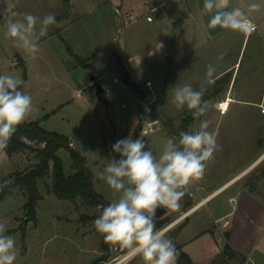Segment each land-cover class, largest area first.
Wrapping results in <instances>:
<instances>
[{
  "label": "rangeland",
  "instance_id": "rangeland-1",
  "mask_svg": "<svg viewBox=\"0 0 264 264\" xmlns=\"http://www.w3.org/2000/svg\"><path fill=\"white\" fill-rule=\"evenodd\" d=\"M86 3H92V7L94 5L100 7L83 16L81 14L86 10ZM114 4L113 8L107 0H74L76 12L79 14L76 23L72 28L58 33L55 32V25L50 26L47 36L40 40V51L35 58L22 49L14 47L12 42L5 37L6 27L3 18L0 17V74H11L24 80L23 91L33 100V111L24 122L41 120L40 125L47 132L67 137L70 141V148L84 158L85 167L91 172L93 190L109 203L117 198L116 194L99 178V174L109 160L116 159L110 142L113 139L118 141L132 137L139 125L142 128L155 118L146 117L140 111L139 100L147 92L144 86L146 81L152 83L156 97L155 115L160 126L155 132L146 136L140 132L137 138L142 137L147 147L157 157L167 139L175 138L178 141L181 132L195 131L202 120L210 121L209 130H215L218 133L219 147L214 153V158L222 154L226 157H223L220 163L218 161L214 163V170H211L214 158L207 162L203 178L188 187L187 194L191 201V209L200 200L195 189L202 185H212V182L221 184L227 180L231 170L258 154L261 149L259 143L262 139L259 138L258 141L253 140V143L245 144L244 129L238 137H231L230 128H243V115L232 111L222 116L220 111L213 108V104L217 105L221 102L217 97L207 100L209 109L199 119H194L186 108L177 109L171 102V89L175 85L192 83L194 87H198L197 78L202 79L205 76L207 69L201 66L200 62L205 59L207 61L208 55L206 54L210 52L207 46L211 44L206 40L207 35H203V38L201 34L193 35L195 42L192 45L189 44L190 48L196 42L205 44L193 50L185 48L186 55H183L181 64L171 75V70L168 71L164 58L161 59L157 55L148 56L150 50L156 51L157 35L137 32L138 21H129L119 5ZM115 9L120 11V16L115 14ZM0 13H6L8 16L15 14L13 18L20 20L25 13L43 18L45 14L58 15L62 11L55 12V0H0ZM107 21L112 23L110 29H106V26L102 24H106ZM121 35L125 38V49L117 48L118 43L112 42L113 36L120 38ZM185 44L188 46L187 42ZM176 46H173L175 50ZM236 47H238L237 44ZM242 57L239 62V65L242 63V67L237 87L248 72L247 55L243 61ZM127 58H132L133 63L129 65ZM137 59L141 63V72L138 75L141 80L135 82L139 94H134L126 84L125 78L126 76L134 77V74L139 73ZM78 60L93 66L94 70L80 66ZM91 78L101 84L105 92L104 96L100 97L97 94ZM114 79L118 83H114ZM217 83L208 86L206 94L210 95L215 92ZM186 119L189 120V124L183 129V122ZM230 141L232 144L239 143V145L233 144L232 146ZM241 143L243 145H240ZM219 151L223 152L218 154ZM57 157L63 164L65 174H71L73 161L70 151L61 148L57 152ZM33 162L34 155L29 152L9 157L4 150L0 151V177H8L14 172L24 171ZM51 184L52 174L49 173L45 181L39 185V191L44 197L37 209V218L42 221L39 233L42 237L52 238L50 247L57 246L71 250L75 248L74 246H87L91 243L94 252L100 250L102 235L96 231L93 222L84 221V216L97 215L99 209L85 206L80 200L69 202L57 199L49 191L48 186ZM227 195L228 193L215 199L210 207H217L218 212L230 210L232 204L227 203ZM25 202L26 199L22 194L7 196L5 200L0 201V223H4L7 229H11L15 226L17 219H24ZM180 203H183L182 210H184V197ZM180 211L181 208L178 211L169 210L166 213L164 217L169 222L163 229L173 222L175 213ZM53 220H55L54 223ZM220 225L221 222H219ZM212 226L213 219L208 208H203L189 219L188 226L184 228L179 240L186 242L199 234V239L190 246V249L195 255H203L213 246H217L216 244L219 247L223 244L224 233L222 231L214 229L213 235L206 232ZM29 229L33 234L36 233L34 227L31 226ZM179 229L180 226L172 228L166 231V235L170 238L171 235L177 234ZM14 239L16 244L19 243L16 238ZM110 250L112 258L127 257L125 250L113 246H110ZM110 260L112 259L110 258L109 262ZM127 262L143 264L139 257L128 258L124 264Z\"/></svg>",
  "mask_w": 264,
  "mask_h": 264
},
{
  "label": "crops",
  "instance_id": "crops-1",
  "mask_svg": "<svg viewBox=\"0 0 264 264\" xmlns=\"http://www.w3.org/2000/svg\"><path fill=\"white\" fill-rule=\"evenodd\" d=\"M64 1L68 3L67 7L64 5ZM107 1L110 2L113 8L115 7L114 3L118 4L127 18H136L138 23L137 30H135L137 32L145 33L146 35H157L155 40L156 51L150 50L148 56L154 57L157 55L161 59L164 58L168 71L171 70V75L174 74L177 66L181 64L183 55H186L184 52L185 48L193 50L205 44L204 42L200 44L196 42L190 48L189 44L192 45L195 42L193 35L201 34L202 38L203 35H207L206 40L211 44L207 46L210 52L206 54L208 55L206 57L208 58L207 61L206 59L205 61L202 60L200 64L206 69L210 63L217 68L215 82L218 83L215 92L211 93V95L220 99L219 101L221 102L226 99L231 101L225 113H221L222 116L228 115L232 111L243 115V128H230L229 134L231 137L236 138L244 129V143H253V140L258 141L260 138L262 139L259 143L261 149L254 158L231 170L227 180L221 184L212 182V185H202L195 189L200 200L191 209L188 208L189 210L185 209V206L184 210H182V203L181 211L175 213L173 222L167 227L166 231L180 226L179 232L174 234V236L171 235L170 238L189 257L192 264H264V113H261V108H264V8L253 14L252 18L256 24V31L251 36H246L219 27L209 29L207 27L209 16L204 15L202 12L203 0ZM247 2L249 0H230V7L241 6ZM259 2L264 3V0H259ZM91 4L86 3V10L83 13L81 12V15L86 16L100 7L96 5L92 7ZM57 10L62 11V13L55 15L57 22L60 24L59 27L55 26V32H64L65 29L72 28L76 23V18L79 16L75 9L74 0H55V12ZM152 10L155 18L153 22L148 23L145 17L152 15ZM102 24L104 27L106 26V29H110L112 26L111 21ZM115 37L113 36L112 42ZM197 39L196 41H198ZM185 42L188 43V46ZM172 44L174 47L177 45L176 50ZM236 44L238 47L235 48ZM117 48L125 49V38L122 35L119 38ZM112 50L115 51L114 48ZM246 55L248 72L237 87L242 67V63L239 65V62L241 57L243 61ZM167 58H170V60L168 61ZM126 60L129 65L134 61L132 58H127ZM136 63L139 65V73L134 74V77L126 76L131 83L141 80L138 76L141 72V63L138 59ZM115 80L114 83H118ZM218 104H213V108L218 110ZM231 142L232 146L239 145V143H233V145ZM240 145L243 144L241 143ZM222 152L219 151L217 153L220 154ZM223 157H226V155L222 154V156L219 155L214 158L211 170H214V163L217 161L220 163ZM29 167L30 164L26 169ZM226 193H228L227 203L232 204L230 210H220L218 212L217 207H210V204L215 199ZM17 194H22L26 199L25 195L18 190L13 191L9 196H16ZM199 204L201 206L193 211L192 209ZM203 208H208L209 214L213 219L212 228L207 229L206 232L213 235L214 229H217L215 221L222 219L226 220L229 226L222 231L224 233L222 246L219 247L216 244L217 246H213L205 254L195 255L190 246L199 239L200 235L197 234L186 242H180L179 239L184 228L188 226L189 219ZM186 213L188 214L181 218ZM41 222L36 214L35 221L25 218L17 219L15 226L8 229L6 234L13 236L19 241L16 244L18 255L14 264H107L114 263L115 259H119L116 256L112 258L110 246L108 253L103 252L101 247L100 250L94 252L91 243L87 246H74L75 248L71 250L57 246L50 247L49 244L52 238L42 237L39 233ZM54 222L55 220H53ZM31 226L34 227L36 233L33 234L32 230L29 229ZM225 247H228L229 250L227 255L223 256ZM102 257L106 258L101 260ZM110 258L112 260L109 262ZM125 261L121 264H124ZM129 262L126 264H130Z\"/></svg>",
  "mask_w": 264,
  "mask_h": 264
},
{
  "label": "clouds",
  "instance_id": "clouds-1",
  "mask_svg": "<svg viewBox=\"0 0 264 264\" xmlns=\"http://www.w3.org/2000/svg\"><path fill=\"white\" fill-rule=\"evenodd\" d=\"M262 8L264 3L259 0L234 7H230V0H203L202 12L209 16V29L219 27L251 36L256 31L253 14ZM13 16L0 13L5 37L33 58L50 26H60L52 13L43 18L25 13L20 20ZM216 77V66L208 64L205 76L197 78L198 87L185 83L171 89V102L199 119L209 109L204 96ZM24 83L21 77L0 74V151L8 147L17 127L33 111L32 97L23 91ZM209 126L210 121L202 120L197 130L181 132L178 141L167 139L158 157L142 137L129 136L113 145L119 159L109 160L99 178L117 198L104 206L93 222L105 243L125 250L130 258H141L143 264H177L179 251L166 230L156 229L155 217L158 209L178 210L188 187L205 175L207 162L219 147L218 133L210 131ZM13 182L14 178L5 179L0 188ZM7 231V226L0 223V264H14L18 255L16 241Z\"/></svg>",
  "mask_w": 264,
  "mask_h": 264
},
{
  "label": "trees",
  "instance_id": "trees-1",
  "mask_svg": "<svg viewBox=\"0 0 264 264\" xmlns=\"http://www.w3.org/2000/svg\"><path fill=\"white\" fill-rule=\"evenodd\" d=\"M64 5L67 7L68 3L64 1ZM56 33H58V31H56ZM78 62L82 67L94 70L93 66L86 64L84 61L78 60ZM125 82L133 93L139 94V89L135 82H129L128 78L125 79ZM104 94L105 92L98 95L101 97L104 96ZM211 97V94H205L204 100L207 101ZM40 123L41 120L21 123L11 137L8 147L4 150L5 154L9 157L14 154L29 152L34 155V163L25 171H17L8 177H0V184H2L5 179L14 178L13 183L0 188V201H3L15 190L22 192L26 197L24 218L35 221L38 204L43 199L39 191V185L41 182H44L45 178L51 173L52 184L48 186L49 191L59 200L69 202L80 200L85 206L92 209H99L97 215L84 216V221L94 222L100 215L102 208L107 206L109 202L93 190L91 172L85 167L84 158L70 148L69 139L54 132H47L41 127ZM188 124L189 120L186 119L183 122L182 128L185 129ZM140 132L141 127L139 125L133 133L132 139H137ZM116 142L115 139L110 142L111 148ZM61 148H66L70 151V156L73 161L71 174H65L63 164L57 157V152ZM114 155L116 159H119L117 153H114ZM184 199L185 209L190 208L191 201L187 193ZM168 222L166 217L155 219L156 229H163ZM109 246V244L105 243L102 236L100 245L101 250L108 253ZM177 249L179 251L177 264H192L189 257L181 251V248L177 247ZM228 250V247H225L223 256L227 255ZM105 258L106 257H102L101 260Z\"/></svg>",
  "mask_w": 264,
  "mask_h": 264
},
{
  "label": "built area",
  "instance_id": "built-area-1",
  "mask_svg": "<svg viewBox=\"0 0 264 264\" xmlns=\"http://www.w3.org/2000/svg\"><path fill=\"white\" fill-rule=\"evenodd\" d=\"M151 12H152V15H147L145 17V20L148 23L153 22V20L155 18V14L153 13V10ZM115 14H117L118 16L121 15V13L118 9H115ZM128 20L129 21H136V18L128 17ZM118 41H119V38L116 36L113 39V42L118 43ZM115 82H117V80H115ZM144 86L147 89V92H145L143 94V96L141 97V100H139L140 111L142 113H144L146 117H155L154 120L146 123L145 126L141 128V134L146 136V135H149V134L155 132L157 130V127L160 126V122L156 118V115H155V104H156L155 98L156 97H155V93H154L153 88H152V83L150 81H146L144 83ZM261 113H264V108H261ZM219 222H221L220 226H219ZM215 226L218 229V231H223V230L228 228L229 224L226 220L222 219L220 221H215ZM127 259L128 258L115 259L114 263H107V264H121ZM248 260H250V259H248Z\"/></svg>",
  "mask_w": 264,
  "mask_h": 264
},
{
  "label": "water",
  "instance_id": "water-1",
  "mask_svg": "<svg viewBox=\"0 0 264 264\" xmlns=\"http://www.w3.org/2000/svg\"><path fill=\"white\" fill-rule=\"evenodd\" d=\"M91 81L93 82V85L96 89L97 94H102L104 92V90H103L101 84L99 82H97L94 78H91ZM188 113H190V112L188 111ZM168 211L169 210H167V209H158L155 219H160V218L164 217Z\"/></svg>",
  "mask_w": 264,
  "mask_h": 264
},
{
  "label": "bare ground",
  "instance_id": "bare-ground-1",
  "mask_svg": "<svg viewBox=\"0 0 264 264\" xmlns=\"http://www.w3.org/2000/svg\"><path fill=\"white\" fill-rule=\"evenodd\" d=\"M230 102H231V101H230L229 99H226V100L220 102V103L218 104V110H219L221 113H225V111H226L227 108L229 107ZM221 104L226 105V107H225L223 110H221L220 107H219ZM209 199H210V198H209ZM201 204H202V203H201ZM201 204L197 205V206H196L194 209H192V210H193V211L196 210L198 207L201 206ZM192 210H191V211H192ZM191 211H189V212H191ZM189 212H188V213H189ZM188 213H186V214H185L183 217H181V218H184ZM167 229H168V228H166V229H164V230H167ZM126 258H130V257L127 256Z\"/></svg>",
  "mask_w": 264,
  "mask_h": 264
},
{
  "label": "snow or ice",
  "instance_id": "snow-or-ice-1",
  "mask_svg": "<svg viewBox=\"0 0 264 264\" xmlns=\"http://www.w3.org/2000/svg\"><path fill=\"white\" fill-rule=\"evenodd\" d=\"M220 107H221L222 109H224V108L226 107V105L221 104Z\"/></svg>",
  "mask_w": 264,
  "mask_h": 264
}]
</instances>
